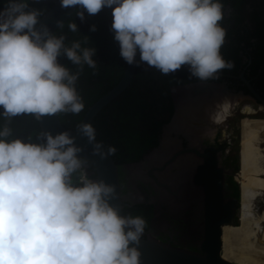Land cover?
Here are the masks:
<instances>
[{"label":"clouds","instance_id":"9594fccd","mask_svg":"<svg viewBox=\"0 0 264 264\" xmlns=\"http://www.w3.org/2000/svg\"><path fill=\"white\" fill-rule=\"evenodd\" d=\"M60 2L64 8L82 9L76 12L81 22L85 12L94 16L111 8L114 39L129 65L139 51L140 62L163 75L187 66L190 77L200 81L234 67L220 53L226 30L219 24L224 18L219 0ZM27 8L26 0H9L0 11V116L79 114L84 104L76 82L84 65L96 69V50L82 48L79 41L66 47L64 36L37 32L41 13ZM68 28L78 31L75 23ZM42 35L47 39L41 43ZM62 50L79 71L71 73L58 63ZM217 107L215 119L229 111L227 101ZM78 131L94 144L95 153L106 155L90 123ZM10 135L9 127L0 129V264H140L137 246L145 219L118 214L108 202L116 195L112 185L87 178L73 185L71 176L81 168L74 137L66 131L43 133L45 143H32L8 140ZM114 153L109 147L107 154Z\"/></svg>","mask_w":264,"mask_h":264},{"label":"flooded vegetation","instance_id":"af4514ba","mask_svg":"<svg viewBox=\"0 0 264 264\" xmlns=\"http://www.w3.org/2000/svg\"><path fill=\"white\" fill-rule=\"evenodd\" d=\"M54 1L44 2V14ZM219 2L224 6V18L219 24L226 30L220 53L234 67L218 72L216 79L200 81L190 77L185 66L187 74L176 81L171 79L167 96L157 104L165 111L158 109L154 113L161 124H155L153 143L137 145L134 150L138 153L128 156L123 143L111 141L114 137L110 135L105 144L96 140L106 150L115 148L110 156L117 168L123 216L145 219L143 237L193 253H201L208 215L240 199L241 120L264 116L260 106L264 100V0ZM125 69L126 65L124 72ZM225 101L232 103L225 119L219 123L208 121ZM95 102L81 111L78 124ZM244 107L257 115H245ZM75 116L78 115L71 114ZM58 117L66 124L64 119L70 120L68 112ZM96 129L107 131V126L99 122ZM262 149L264 152V139ZM83 178L94 181L95 174L81 160V168L71 176L73 185L79 186Z\"/></svg>","mask_w":264,"mask_h":264},{"label":"trees","instance_id":"16d2710c","mask_svg":"<svg viewBox=\"0 0 264 264\" xmlns=\"http://www.w3.org/2000/svg\"><path fill=\"white\" fill-rule=\"evenodd\" d=\"M45 1L30 2L26 0L28 8L39 10L41 15L46 12ZM9 0H0V9L5 8ZM223 4V2H222ZM51 7V4L50 6ZM28 8L25 11H28ZM82 9L77 8L72 16L60 27L53 36H64L65 46L70 47L74 41H79L81 47H91L96 50L93 59L97 62L96 69L83 66V71L80 72L79 79L76 82V90L82 98L84 109L98 100L103 94L111 89L121 78L126 62L120 56L119 43L114 39V32L111 29L112 15L111 8H103L97 15L89 16L85 12V20H81L76 16V12ZM70 23L77 25L78 31L71 32L68 28ZM95 25L96 31H90V26ZM87 37V43L84 42ZM58 63L67 67L71 73L79 71V66L74 65L62 54L57 58ZM136 71L132 83L125 91L117 98L108 103L97 115L91 125L96 129L98 123L107 126V131H96V140L105 144L108 135L114 137V140H119L126 148L127 155L131 152H137L134 148L139 144L149 146L155 139V124H161L154 113L164 107L157 106L158 103H163L167 96V89L170 80L175 78L180 79L183 74H187L182 66L180 70L169 75H163L158 69L149 67L146 63L140 62L137 64ZM83 109V110H84ZM3 109L0 108V113ZM64 112L58 113L62 115ZM67 128H78L79 119L82 113L78 116L71 117ZM7 126L11 129V135L8 140L19 138L25 142L44 143V138L39 129L36 117L30 114L19 115L7 119L0 116V129ZM102 127V126H101ZM135 142V143H134ZM79 182V176L76 179Z\"/></svg>","mask_w":264,"mask_h":264},{"label":"water","instance_id":"95a60500","mask_svg":"<svg viewBox=\"0 0 264 264\" xmlns=\"http://www.w3.org/2000/svg\"><path fill=\"white\" fill-rule=\"evenodd\" d=\"M76 9L77 8L61 7L60 0H55L50 10L44 14L35 25V30L43 33L44 30L47 29L49 35H54V33L60 28L59 22L64 24L72 16ZM46 39L47 37L42 35L41 43ZM139 61L140 54L139 51H137L135 63L132 65H129L128 63L126 64V69L122 78L112 89L102 95L88 109L80 125L83 123L91 124L93 118L101 109H103L108 103L117 98L125 91L126 88H128L132 82L135 68ZM260 106L264 109V100H261ZM252 115L256 116L257 114L253 113L249 116ZM262 118H264V116L256 119ZM37 122L42 134L49 133L52 136H55L66 131L70 136L75 138V146L81 149V151L77 153V156L79 159L85 161L91 166L95 174L94 181H103L107 185L114 186L116 194L115 198L109 199L108 202L111 206L116 208L119 215L123 216L117 168L113 159L107 154V150L103 147V145L101 144V151H103L106 155L102 157L98 153L94 152V144L89 143L87 137L82 135L78 131V128H67L60 121L57 114L44 115L37 119ZM200 171L202 172V169ZM239 205L240 199L232 203L228 206V208H225V210H219V208H217L216 212L212 211L208 215V219L205 224V237L200 245L201 253H193L177 249L168 244L159 242L152 237L145 238L141 236L137 246L139 252L141 253L140 264H236L222 258L221 230L222 227L226 225L232 227L237 225L235 220L237 218L236 221H238ZM236 209H238L237 214L235 212Z\"/></svg>","mask_w":264,"mask_h":264},{"label":"bare ground","instance_id":"6f19581e","mask_svg":"<svg viewBox=\"0 0 264 264\" xmlns=\"http://www.w3.org/2000/svg\"><path fill=\"white\" fill-rule=\"evenodd\" d=\"M228 104L229 108H232V103ZM218 111L216 107L208 121L219 123L229 113L220 112V119H215ZM242 112L248 116L253 114L254 110L244 107ZM239 127L241 138L238 179L241 193L238 224L235 227H222L221 254L222 258L236 264H264V209L260 211L257 206L259 201L264 203V118H244Z\"/></svg>","mask_w":264,"mask_h":264},{"label":"rangeland","instance_id":"374dc122","mask_svg":"<svg viewBox=\"0 0 264 264\" xmlns=\"http://www.w3.org/2000/svg\"><path fill=\"white\" fill-rule=\"evenodd\" d=\"M257 206H259V210H260V211H263V209H264V208H263V206H264V203H263V202L259 201V202L257 203ZM260 206H261V207H260ZM259 210H258V211H259Z\"/></svg>","mask_w":264,"mask_h":264},{"label":"built area","instance_id":"2783aa9c","mask_svg":"<svg viewBox=\"0 0 264 264\" xmlns=\"http://www.w3.org/2000/svg\"><path fill=\"white\" fill-rule=\"evenodd\" d=\"M32 1H40V0H32Z\"/></svg>","mask_w":264,"mask_h":264}]
</instances>
